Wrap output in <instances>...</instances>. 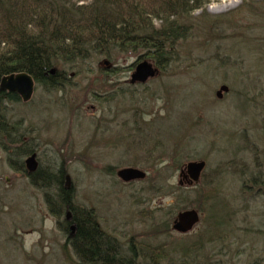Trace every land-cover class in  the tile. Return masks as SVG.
I'll return each instance as SVG.
<instances>
[{
  "label": "rangeland",
  "instance_id": "1",
  "mask_svg": "<svg viewBox=\"0 0 264 264\" xmlns=\"http://www.w3.org/2000/svg\"><path fill=\"white\" fill-rule=\"evenodd\" d=\"M192 16L179 59L146 82L130 83L136 64L155 66L145 56H100L61 67L70 76L60 90L35 84L29 101L7 104V116L28 133L37 167H62L75 202L121 252L206 233L213 264H264V192L253 181L264 178V0H209ZM221 85L229 91L218 99ZM200 159L201 181L180 185L179 168ZM124 167L146 178L123 182ZM184 209L199 211V222L180 234L171 224ZM63 220L0 148V264H82Z\"/></svg>",
  "mask_w": 264,
  "mask_h": 264
},
{
  "label": "trees",
  "instance_id": "2",
  "mask_svg": "<svg viewBox=\"0 0 264 264\" xmlns=\"http://www.w3.org/2000/svg\"><path fill=\"white\" fill-rule=\"evenodd\" d=\"M208 1L0 0V79L27 73L36 85L51 92L60 90L69 79L61 67L79 69L100 56L110 61L126 52L145 56L157 70L166 69L179 59L178 45L191 34L192 15ZM19 100L16 93L0 89V148L11 168L43 190L49 210L64 217L67 243L82 264H149V258L151 264H158L171 255L169 264H213L215 245L206 233L174 243L172 248L163 245L145 253L132 244L129 253L121 252L94 213L75 202L73 188L64 183L62 167L26 169L23 157L35 149L31 141L24 140L28 133L21 122L7 116V104ZM253 181L264 192V178Z\"/></svg>",
  "mask_w": 264,
  "mask_h": 264
},
{
  "label": "water",
  "instance_id": "3",
  "mask_svg": "<svg viewBox=\"0 0 264 264\" xmlns=\"http://www.w3.org/2000/svg\"><path fill=\"white\" fill-rule=\"evenodd\" d=\"M156 70L152 64L147 61H142L135 66L134 72L131 75V83L146 82L147 79L153 77ZM0 89L2 91L16 93L24 102L31 99L34 90V81L27 73H16L2 77L0 79ZM228 92L226 85H221L216 92V97L221 98L224 93ZM26 169L33 172L37 169L36 153L30 154L24 160ZM206 166L205 160H195L185 163L180 170V176L185 179L189 177L186 182L192 185L199 181L201 172ZM117 177L123 182H130L133 180H142L146 176V172L135 167H124L116 171ZM66 184H69V177L66 176ZM199 221V214L195 209H185L179 211L172 222V229L179 233L189 232L193 226Z\"/></svg>",
  "mask_w": 264,
  "mask_h": 264
},
{
  "label": "flooded vegetation",
  "instance_id": "4",
  "mask_svg": "<svg viewBox=\"0 0 264 264\" xmlns=\"http://www.w3.org/2000/svg\"><path fill=\"white\" fill-rule=\"evenodd\" d=\"M186 179H189V177H187Z\"/></svg>",
  "mask_w": 264,
  "mask_h": 264
}]
</instances>
